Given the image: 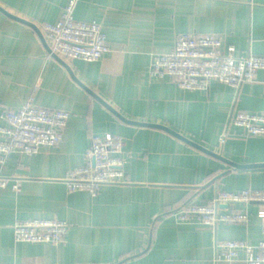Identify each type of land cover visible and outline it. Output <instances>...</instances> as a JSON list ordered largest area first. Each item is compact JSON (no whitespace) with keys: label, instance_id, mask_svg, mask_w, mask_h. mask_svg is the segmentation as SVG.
<instances>
[{"label":"crops","instance_id":"1","mask_svg":"<svg viewBox=\"0 0 264 264\" xmlns=\"http://www.w3.org/2000/svg\"><path fill=\"white\" fill-rule=\"evenodd\" d=\"M67 2L0 0V7L36 25L45 39L42 24L56 22ZM73 15L100 22L109 51L93 62L63 60L71 74L48 55L34 28L0 11V111L31 97L35 105L70 113L58 145L12 153L0 167L2 176L21 180L18 192L10 183L0 188V264H244L242 254L215 262V245L257 244L258 203L229 206L248 213V221L214 228L164 213L191 197L189 203H207L220 191L264 190V166L252 167L264 163V137L227 129L231 113H264V70L239 89L213 81L207 90H182L149 69L152 54L170 51L180 33H215L224 47L235 46L236 56L264 55V0H77ZM138 123L163 125L226 160ZM105 132L123 140L126 177L95 195L70 192L68 172L84 164L91 136ZM28 218L66 221L65 241H16L15 222Z\"/></svg>","mask_w":264,"mask_h":264},{"label":"built area","instance_id":"2","mask_svg":"<svg viewBox=\"0 0 264 264\" xmlns=\"http://www.w3.org/2000/svg\"><path fill=\"white\" fill-rule=\"evenodd\" d=\"M77 0H68L61 17L54 23L45 22L42 29L50 48L63 60H99L109 51L102 24L74 18ZM150 74L169 77L182 90H207L213 81L234 89L256 80L264 70V55H235V46H223L215 33L176 36L173 48L166 53H154L150 61ZM69 111L35 105L30 97L18 109L0 111V167L12 153L37 154L43 147H55L62 139ZM236 127L246 136L264 137V113L238 111L231 113L227 129ZM227 129L220 137L223 142ZM123 140L105 132L93 135L85 151V162L68 172L66 186L70 192L87 191L97 194L105 184L122 182L126 177L121 156ZM10 183L13 191H20L21 180L0 174V188ZM258 203L257 217L262 221L263 238L255 245L245 241H218L215 262H232L242 254L244 264H264V190L245 188L239 191H220L207 203H188L175 212L178 223L216 227L219 223L242 224L248 213L230 210L235 204ZM226 205V207H224ZM69 224L56 218H28L17 220L13 226L16 241L57 246L65 241Z\"/></svg>","mask_w":264,"mask_h":264},{"label":"water","instance_id":"3","mask_svg":"<svg viewBox=\"0 0 264 264\" xmlns=\"http://www.w3.org/2000/svg\"><path fill=\"white\" fill-rule=\"evenodd\" d=\"M0 11L3 12L4 14H6L7 16L13 18V19H16V20H18V21H20V22H22V23H26L27 25H29V26H31L32 28H34L35 31L37 32V34L39 35V37H40L42 43L44 44V46H45V48H46V51H47L48 53H50V48H49V46L47 45V43H46V41H45V39H44V36H43L41 30H40L36 25H34L33 23H31V22H29V21H26V20H24V19H21V18L15 16V15H13V14L8 13V12H7L5 9H3L2 7H0ZM51 56H52L53 58L57 59L61 64H63V65L69 70V72L71 73V71H70L68 65L63 61V59H61L60 57H58V56L55 55V54H52ZM71 74H72V73H71ZM104 104L106 105V107H107L108 109H110L111 111H113L118 117H120L121 119H123V120H125V121H128V120H126L124 117H122L119 113H117L116 111H114L109 105H107L106 103H104ZM129 122H131V123H137V122H134V121H129ZM138 124H141V125H147V126H156V127L163 128V129L167 130L168 132L172 133L173 135H175L176 137H178V138H180V139H183L184 141H186V142H188V143L194 145V146H195L196 148H198L199 150H202V151H204V152H206V153H208V154H211V155H213V156H215V157H218V158L223 159L220 155H217L216 153H213L212 151H210V150H208V149H206V148H204V147L198 145L197 143H194V142L190 141L189 139L183 137V136L180 135L179 133H177V132H175V131H173V130H171V129H169V128L163 126V125H157V124H151V123H138ZM223 160H226V159H223ZM226 162H228L230 165L234 166L235 168H247V167H249V166H247V165H238V164L233 163V162H230V161H226ZM261 166H264V163H263V164H255V165H252V167H261ZM220 176H221V175H218V176L212 178V179H211L210 181H208L205 185H202V186H200L199 188H200V189H204L205 187L209 186L210 184L215 183V182L217 181V179H218ZM192 198H193V197L187 199V200H186L181 206H179L178 208H176V209H174V210H172V211H169V212H167V213H164V215H165V214H170V213H175V212H177L178 210L182 209L185 205H187V204L192 200ZM224 207H226V205H224ZM149 242H150V240H149ZM149 244H150V243H149ZM148 246H149V245H147V248H148ZM147 248H146V249H147ZM146 249H145V250H146Z\"/></svg>","mask_w":264,"mask_h":264},{"label":"rangeland","instance_id":"4","mask_svg":"<svg viewBox=\"0 0 264 264\" xmlns=\"http://www.w3.org/2000/svg\"><path fill=\"white\" fill-rule=\"evenodd\" d=\"M68 61H70V60H68ZM230 127H232V126L230 125Z\"/></svg>","mask_w":264,"mask_h":264}]
</instances>
